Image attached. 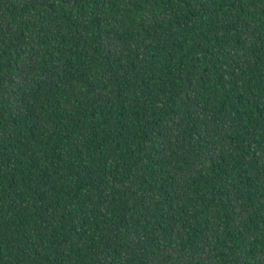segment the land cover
<instances>
[{"label": "trees", "instance_id": "trees-1", "mask_svg": "<svg viewBox=\"0 0 264 264\" xmlns=\"http://www.w3.org/2000/svg\"><path fill=\"white\" fill-rule=\"evenodd\" d=\"M0 264H264V0H0Z\"/></svg>", "mask_w": 264, "mask_h": 264}]
</instances>
